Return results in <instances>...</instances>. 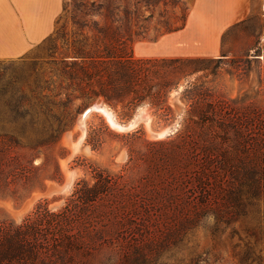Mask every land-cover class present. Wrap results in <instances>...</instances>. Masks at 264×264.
I'll return each instance as SVG.
<instances>
[{
    "label": "rangeland",
    "instance_id": "374dc122",
    "mask_svg": "<svg viewBox=\"0 0 264 264\" xmlns=\"http://www.w3.org/2000/svg\"><path fill=\"white\" fill-rule=\"evenodd\" d=\"M76 1L86 0H63L52 34L26 55L0 59V224H19L39 204L50 211L59 210L79 180L92 184V171L100 170L118 179V197L108 200L112 208L102 224L106 231L103 238L115 239L106 244L99 239L93 244L83 240L98 246L87 257L88 262L121 263L136 245L132 240L138 238L125 229L124 222L132 216L146 232L139 241L144 243L139 252L147 253L154 264H188L191 255L198 256L195 264H239L235 255L243 246L238 236L230 237V228L221 233L223 225L217 235L211 236L213 220L209 217H203L192 235L189 233L177 248H168L167 201L174 176L185 185V192H192L188 177L198 161L195 156L191 158L190 147L193 155L199 156L204 146L225 151L237 170L224 175L225 181L229 186L243 181L244 170L250 166L252 138L259 134L252 117L258 115L264 121V18L251 16L226 31L220 40L225 57H213L206 54L214 53L216 41L202 38L204 33L172 38L171 31L184 25L196 0H149L158 5L153 19L141 28L129 17L116 24L112 19L104 23L82 15L78 24H73L71 13ZM116 25L126 51L134 59L157 61L153 71L158 81H171L176 76L171 73L172 67H178L183 75L161 109L139 105L131 111L75 90L77 83L84 84L86 80L82 75L76 76L70 66L74 40L88 45L96 29ZM64 56L65 62H61ZM175 58L185 62L167 61ZM21 97L20 108L15 111ZM192 97L199 99L197 107L202 112L205 104H213L211 116L216 125L207 132L211 140L200 136L204 133L200 130L187 139L177 137L185 125ZM93 104L108 108L116 128L101 114L91 112L81 133L77 121ZM130 123L134 124L132 128L117 129ZM262 134L264 145V128ZM73 143L79 145L75 147ZM184 191L179 193L182 202ZM113 217L119 226L111 225ZM144 219L148 223H143ZM244 223L238 221L233 226L241 237ZM118 229L117 238L114 231ZM260 247L264 264V202Z\"/></svg>",
    "mask_w": 264,
    "mask_h": 264
},
{
    "label": "trees",
    "instance_id": "16d2710c",
    "mask_svg": "<svg viewBox=\"0 0 264 264\" xmlns=\"http://www.w3.org/2000/svg\"><path fill=\"white\" fill-rule=\"evenodd\" d=\"M157 5H152L149 0L76 1L73 3L71 18L72 23L77 25L82 15L96 17L104 23L112 19L116 24L120 23L122 18L129 17L133 19L137 28H141L145 22L153 19V10ZM90 39L88 45L74 40L70 57L72 71L76 76L82 75L81 77L86 80L84 84L77 83L74 87L81 95L102 97L109 105L120 104L122 108L134 111L139 105L161 109L159 107L167 101L169 91L178 88L179 80L183 77L178 72L179 68L172 67L171 71L172 74H176L177 79L174 75L171 81H158L153 71L157 61L134 59L131 52L126 51L125 40L119 36L117 25L113 28L96 29ZM65 58L66 56L62 57L61 62H65ZM167 61L174 64L185 62L178 58ZM246 62L250 63L249 59ZM65 67L68 66L65 64ZM258 81L261 84L260 73ZM20 102L22 97L17 101L15 111L20 108ZM198 103L199 99L191 98L188 117L177 137L182 135L187 139L195 134V130H200L204 132L200 136L211 140V134L207 132L216 125L211 116L213 104L211 102L205 104L202 112L197 107ZM254 118L259 134L257 133L258 137L252 138L249 148L250 166H246L242 182L230 183L229 186L225 181L224 175L237 171L234 170V165L225 151L204 146L200 150L202 155L199 156V153L193 155V149L190 147L191 158L195 156L198 161L197 168L194 166L191 176L188 177L192 192H185L183 189L185 185L175 176L169 185L166 213L168 248L172 250L177 248L189 233L197 229L203 217H209L213 220L209 230L211 236L218 234L221 225H223L221 233L230 228V237L238 236L243 246L240 254L235 255L239 264H261L264 121L258 115H253L252 120ZM199 160L202 161L200 164ZM91 179L92 184L84 179L79 180L65 205L57 211H50L39 204L19 224L10 222L0 224V264H92L88 260L98 246L90 244L97 239L101 240L102 244L110 243L111 239L114 242L115 239L103 238L105 228L102 224L112 208L108 200L118 197V179L100 170H93ZM186 183L189 185L187 181ZM183 191L182 202L179 193L182 194ZM101 208H104V211H97ZM113 214L112 212V216ZM146 219L143 223H148ZM135 220L130 216L124 222L127 225L125 229L136 233L138 238L132 240L136 245L122 257L120 264H154L155 260L149 258L147 253L139 252V247L144 244L139 241L144 239L146 232L139 228L140 225L136 224ZM238 221L246 223L242 229L244 235L242 237L233 227ZM110 222L115 227L120 224L114 217L110 218ZM95 225H99V228H95ZM119 230H115V234L116 232L118 234ZM83 240L90 244H85ZM196 261L198 256L191 255L188 264H195Z\"/></svg>",
    "mask_w": 264,
    "mask_h": 264
},
{
    "label": "crops",
    "instance_id": "0c3cea01",
    "mask_svg": "<svg viewBox=\"0 0 264 264\" xmlns=\"http://www.w3.org/2000/svg\"><path fill=\"white\" fill-rule=\"evenodd\" d=\"M62 5L63 0H0V59L20 58L48 38ZM251 16L264 18V0H196L172 38L204 33L202 38L216 41L214 53L206 55L222 57V35Z\"/></svg>",
    "mask_w": 264,
    "mask_h": 264
},
{
    "label": "bare ground",
    "instance_id": "6f19581e",
    "mask_svg": "<svg viewBox=\"0 0 264 264\" xmlns=\"http://www.w3.org/2000/svg\"><path fill=\"white\" fill-rule=\"evenodd\" d=\"M89 112L91 113V112H97V113H99V114H101L105 119H106V121H107V123L111 126V127H113V128H116V126L114 125V122H113V119H112V117H111V114H110V111L108 110V108L107 107H105V105H99L97 108H92V109H90L89 110ZM87 118V116H84V117H82V116H80L79 117V119H78V121H77V128L81 131V133L83 132V129H84V120ZM134 126V124L132 123H130L129 125H128V129L129 128H132ZM117 129H119V130H125V127L124 128H122V127H118ZM82 139V136L81 137H79V141ZM78 141V142H79ZM74 144V146L76 147L77 145H79V144H76V143H73ZM74 150V149H73ZM70 179V178H69ZM71 180V179H70ZM70 182V181H69Z\"/></svg>",
    "mask_w": 264,
    "mask_h": 264
},
{
    "label": "water",
    "instance_id": "95a60500",
    "mask_svg": "<svg viewBox=\"0 0 264 264\" xmlns=\"http://www.w3.org/2000/svg\"><path fill=\"white\" fill-rule=\"evenodd\" d=\"M100 104H93L92 106H90L89 108H87L83 113H82V117H84V116H88L89 114H90V112H89V110L90 109H92V108H97L98 106H99ZM128 129V126L127 127H125V130H127Z\"/></svg>",
    "mask_w": 264,
    "mask_h": 264
}]
</instances>
